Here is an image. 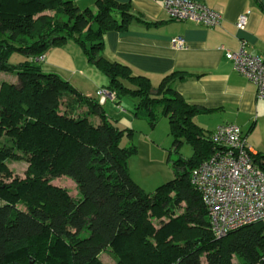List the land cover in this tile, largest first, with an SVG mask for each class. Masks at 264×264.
<instances>
[{"label": "trees", "instance_id": "16d2710c", "mask_svg": "<svg viewBox=\"0 0 264 264\" xmlns=\"http://www.w3.org/2000/svg\"><path fill=\"white\" fill-rule=\"evenodd\" d=\"M48 12H52L50 15ZM145 25L126 3L95 0H0V71L15 81L0 83V264H264V221L215 237L190 172L214 151L195 121L205 109L174 88L184 75L173 71L158 85L102 55L108 30ZM74 41L108 77L114 101L135 100V116L151 125L166 116L171 135L168 162L173 178L146 192L129 174L135 145L105 112L97 97L82 94L67 79L41 70L34 58ZM18 52L26 59L11 64ZM185 141L191 155L178 148ZM24 156L25 178L11 177L8 159ZM264 153L254 154L264 170ZM68 177L71 195L53 184Z\"/></svg>", "mask_w": 264, "mask_h": 264}, {"label": "crops", "instance_id": "0c3cea01", "mask_svg": "<svg viewBox=\"0 0 264 264\" xmlns=\"http://www.w3.org/2000/svg\"><path fill=\"white\" fill-rule=\"evenodd\" d=\"M94 1L76 0V4L80 8L93 7ZM115 1L128 4L142 20L157 23L145 25L133 21L125 30H108L103 36V57L128 65L134 74L147 76L153 86L164 75L178 71L184 76L175 80L174 88L189 103L205 109L194 121L206 133L220 124L235 123L253 153H264V97L256 95L254 83L234 70L224 55L225 49L237 50L244 41L248 52L264 58V0H198L221 13V22L213 27L190 19H172L163 0ZM240 15L247 18L243 29L235 25ZM177 36L185 40L181 48L172 44V38ZM55 47L53 50L68 48L64 62L74 68L57 69L82 94L96 97V89L106 87L108 77L88 62L74 41ZM51 51L44 54L43 61H57L58 53ZM99 101L106 114L130 132L121 139V144L136 147L128 158L133 181L151 192L171 180L174 175L168 156L172 138L167 117L162 115L151 125L145 118L135 116V100L128 96L118 102ZM261 162L264 166L263 158Z\"/></svg>", "mask_w": 264, "mask_h": 264}, {"label": "built area", "instance_id": "2783aa9c", "mask_svg": "<svg viewBox=\"0 0 264 264\" xmlns=\"http://www.w3.org/2000/svg\"><path fill=\"white\" fill-rule=\"evenodd\" d=\"M163 6L176 20L190 19L208 27L222 20L219 11L198 0H163ZM246 22V16L240 15L235 25L243 29ZM172 44L181 48L185 40L181 36L173 37ZM224 55L234 70L254 83L256 95L264 97V58L248 52L244 41L237 50L225 49ZM34 60L42 62L44 55ZM95 96L102 100L115 99L106 87L97 88ZM209 137L214 151L191 170L190 181L201 195L213 235L222 237L244 225L264 221V170L256 163L239 125L220 124Z\"/></svg>", "mask_w": 264, "mask_h": 264}, {"label": "rangeland", "instance_id": "374dc122", "mask_svg": "<svg viewBox=\"0 0 264 264\" xmlns=\"http://www.w3.org/2000/svg\"><path fill=\"white\" fill-rule=\"evenodd\" d=\"M48 13L50 15H52V12H48ZM57 47H59V46H57ZM50 50H52L51 53H58V59H60V60L57 59L56 62H53V61L52 62H49V61L40 62V67H41L42 71L54 72V73H57L58 75H60V71L57 68H68V67L74 68V65L72 66L69 63L64 62L65 58H63V56L65 54L69 55L68 54V48L64 47L62 49L60 48L58 50H53V47H52L47 52H49ZM54 51H56V52H54ZM25 59H26V56L24 54L14 52L11 54V56L9 58V62L11 64H18L19 62H22ZM54 63H57V64H54ZM77 70H80V69L77 68ZM1 80H9V81H15L16 82V78H15L14 74L0 71V83H1ZM191 153H192V151H191L190 146L185 141H183L182 144L178 148V154L183 156V157H188L191 155ZM6 164L8 166L10 173H11V177H18L19 179L25 178V171L27 169L28 162L26 161L24 156L21 155V157L16 158V159H12V158L8 159ZM52 183L66 187L71 195L76 194L75 183L68 177L62 176V177L56 178L52 181ZM99 257L105 264H115V259L112 256V253L110 250L103 251L99 255Z\"/></svg>", "mask_w": 264, "mask_h": 264}]
</instances>
